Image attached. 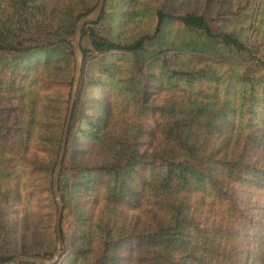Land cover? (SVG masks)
Here are the masks:
<instances>
[{"label":"trees","instance_id":"obj_1","mask_svg":"<svg viewBox=\"0 0 264 264\" xmlns=\"http://www.w3.org/2000/svg\"><path fill=\"white\" fill-rule=\"evenodd\" d=\"M96 1L0 0V264L54 250L51 179L72 80L70 41ZM105 1L81 29L57 183L85 203L62 204L64 249L54 264H264V0H213V10L194 0L198 6L179 13L168 2L189 0H158L152 38L176 28L156 37L159 51L146 35L119 43L98 34ZM118 1L121 21L145 11L146 0ZM169 49L202 66L169 68ZM98 54L123 64L111 61L97 74ZM60 57L68 71L62 99L50 90L62 86ZM87 59L93 70H84ZM100 76L111 84L93 95ZM23 84H32L31 97ZM67 173L76 180L66 184ZM38 216L36 228L50 236L42 252L25 243Z\"/></svg>","mask_w":264,"mask_h":264},{"label":"rangeland","instance_id":"obj_2","mask_svg":"<svg viewBox=\"0 0 264 264\" xmlns=\"http://www.w3.org/2000/svg\"><path fill=\"white\" fill-rule=\"evenodd\" d=\"M157 2L158 0H146V5H141L143 9H145V11L138 17L134 18V19H123L121 21V15L123 12V7L120 4V2L118 0H106L105 4H104V9H103V15L102 17L99 19V21L94 25V29L96 30V32L100 35H102L103 37L112 40L114 42H119V43H126V42H130L133 39L137 38L140 35H146L148 36L146 40L149 49L155 48L156 51L161 50L162 48H164V46H162V43L160 42V40L156 37H159L160 35L163 36L164 32L166 30H168L167 32H169V35L172 36L173 32H176V28L175 27H164L163 29H161V32L152 38L153 36V30H154V26H155V18L153 15V8L155 6H157ZM201 2H203V0H201ZM187 5H180L179 3H170L168 2V5H166V9H170L176 13L179 12H185V11H189L192 9V7L194 6H198V3L194 0H189L188 3H186ZM216 4L214 3L213 0H208L206 2V10H208V8H214ZM200 7V6H199ZM212 14V13H211ZM60 17V16H58ZM217 18L216 16H206L207 19H211V18ZM221 17V16H219ZM168 28V29H167ZM179 36L181 37H185L188 38V36H190L191 34L189 33V31L183 30V29H179ZM189 34V35H188ZM167 34V36H169ZM71 43V41H70ZM81 47L83 48H89V43H88V39L86 36H84L81 40ZM167 59H166V63L167 66L169 68H175V69H180V70H190L192 67H196V66H202L197 64V62L192 61L193 63L189 64L188 59L185 58H180V57H176L174 55L171 54V50L169 49V51H167ZM98 60H99V64H103L100 66V68H96L95 70H97V74L100 73H104V69L107 66L108 63H110L111 61L114 62L115 65L121 66L123 64L122 61V57H117L115 55H109L108 57H106V54H98L97 55ZM159 58V57H158ZM54 58H51V60H53ZM33 61V60H32ZM31 61V62H32ZM57 60H55L56 62ZM51 61H49L50 63ZM53 63V61L51 62ZM52 68V64H47L45 67L42 68V71H46V70H50ZM122 68V67H121ZM94 67H92L90 65V60H86L85 62V71L88 70H93ZM229 68H224V71H226V74L229 73ZM67 66L65 65V61L63 57L58 58V61L56 63V77L59 78V80L62 83L61 87H56V88H51L50 90H55L56 91V95H58L56 98L58 99H62L63 98V92L65 91V82L67 80ZM73 72V71H72ZM94 72V71H93ZM157 74V73H155ZM158 76V75H156ZM100 82H104L102 84V86L97 87L94 86L92 88V92L93 95L97 94V92L101 89L107 88L108 85H110V81L106 82L105 80H107L106 77L104 76H100ZM124 77L121 76V79H123ZM160 78V76H159ZM103 80V81H102ZM24 86H27V84H23ZM32 84H30V86L28 85L27 88L29 90V94L28 97H31V95H33V88L31 87ZM138 84L136 89L138 88ZM70 91V88H69ZM109 92H114L113 89H110ZM59 94L62 95V97H59ZM113 97L114 94L112 95ZM69 98V97H68ZM14 102H16L14 99H12ZM5 106L9 107V106H15L16 103H13L12 101H4L3 102ZM68 104V103H67ZM36 111V110H35ZM77 177H74V175L68 174L67 173V181L66 184L71 183L73 180H76ZM64 181V179H63ZM65 183V181H64ZM64 183H62L61 186V192L59 191V194L61 193L63 196V200H62V204L65 202V205H71V203L74 205L73 202H75V204H80V203H85V196L84 195H76L77 198L74 199V196L69 194V191H72L71 188L66 187L64 188ZM60 194V195H61ZM43 203L39 202L37 204V214L41 216L42 213L45 212V209L43 208ZM75 206V205H74ZM41 225V218L38 216L36 223L32 229V231H28L27 235V240L25 239V243L29 245V241L32 242V244H34V246H36V248H39L41 250H39L40 252H42V250H47V248H49V242H50V236L46 233V232H41V230H38L36 227H39ZM55 243V241H54ZM126 247V246H125ZM64 247H63V243H62V251H63ZM126 249V248H125ZM19 255V254H18ZM9 264V262H8Z\"/></svg>","mask_w":264,"mask_h":264},{"label":"water","instance_id":"obj_3","mask_svg":"<svg viewBox=\"0 0 264 264\" xmlns=\"http://www.w3.org/2000/svg\"><path fill=\"white\" fill-rule=\"evenodd\" d=\"M104 0H97L93 9L78 17L75 22L72 39H71V51L74 59L72 80L69 91L68 104L66 109V115L62 126L61 140L58 150L57 159L53 167L52 179H51V192L56 206V213L54 218V232H55V246L49 257L32 254H19L14 256L9 264H21V263H33V264H54L62 253V239L59 230V219L62 209V199L58 192V175L61 168L62 158L64 155V147L66 141V135L68 130L69 119L71 116L72 106L78 86V80L80 75V68L82 62V52L80 48V33L82 26L87 22L95 21L102 9Z\"/></svg>","mask_w":264,"mask_h":264}]
</instances>
